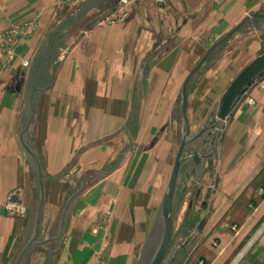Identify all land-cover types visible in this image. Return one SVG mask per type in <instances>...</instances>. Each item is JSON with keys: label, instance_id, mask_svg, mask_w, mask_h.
Wrapping results in <instances>:
<instances>
[{"label": "crops", "instance_id": "obj_1", "mask_svg": "<svg viewBox=\"0 0 264 264\" xmlns=\"http://www.w3.org/2000/svg\"><path fill=\"white\" fill-rule=\"evenodd\" d=\"M56 1L0 0V31L22 18L40 15L41 34L59 10L54 9ZM172 1L179 9L192 11L190 18L197 28L190 32L191 41H179L151 64L142 58L155 43L151 35L161 30L147 11L132 12L124 25L100 27L87 45L79 43L59 60L48 56L46 36L42 42L36 35L10 52L0 47V264H7L17 242L24 246L32 235L30 214L11 218L4 209L7 194L18 187L32 202L35 187L28 164L32 154L48 163L47 177L61 174L76 158L81 167L93 163L67 173L66 180L46 177L40 230L48 211L63 209L65 220L60 235L43 240L40 231L35 246L51 240L61 243L63 264H142L143 246L150 227L159 223L172 170L168 172L160 149L161 157L157 155L155 161L165 164L152 170L141 159V165L134 167L127 164L128 158L123 162L125 137L126 141L131 137L129 117L137 109L143 115L141 125L153 131L145 138L156 136L158 147L170 146L166 128L179 108L185 127L182 77H187L191 63L181 59L190 49L194 68L201 34L217 31L223 20L214 11L194 14L198 0ZM70 11L63 20L69 19ZM205 18L207 25L201 24ZM254 48L245 41L232 45L217 66L192 78L187 103L191 135L200 132L212 110L218 109ZM23 61L28 62L25 68ZM141 77L145 84L135 94V82ZM166 86L172 93L164 92ZM208 144L200 136L188 146L191 152L201 148L206 155ZM31 146L37 147L36 153H30ZM210 159V165L205 160L197 166V175L189 181L184 173L190 166L183 165L176 195L184 200L173 223L175 247L171 253L169 249L165 264H264V75L232 108ZM103 161L118 163L102 172Z\"/></svg>", "mask_w": 264, "mask_h": 264}, {"label": "rangeland", "instance_id": "obj_2", "mask_svg": "<svg viewBox=\"0 0 264 264\" xmlns=\"http://www.w3.org/2000/svg\"><path fill=\"white\" fill-rule=\"evenodd\" d=\"M54 6V9L58 8L59 10L57 13L53 12V14L51 15V19H49L46 26H44L41 34L39 33L41 25L40 15L31 17L29 19L22 18L17 23L12 24L0 31V47L3 46L2 50L5 52H10L11 48L14 45L25 44L30 40H33L36 35L38 37V40L43 42V38L46 36L47 40L43 43L47 44L48 41V56L51 59L55 58L54 60H59L62 59V57H65L68 54V51L72 50L74 47H77L79 43L87 45L93 38L95 30L97 31V29H99L100 27L109 28L115 27L116 25H124V23L127 21V18L129 17V15H131L132 12L138 13L139 11H144L145 13V11H147V15H151L150 17L152 19L150 18V20H153L155 22V25L159 24L158 29L161 30V32H157L154 33V35H151V41L154 38L155 43L153 44V46H151L149 54H147L149 56L145 55L142 58L143 61L151 64L157 60H161V58L165 54L170 52L171 48H173V46L179 41H185L187 39L191 41L192 37L190 38V36L192 35L190 32L193 31V27L197 28V23L193 24V21L190 18L192 11L179 9L177 3H174L172 0H57L54 3ZM194 7V14L200 13L202 11L203 15H208L207 13H212V11H214L215 16L220 15L223 19L221 20V22H219L217 31L205 30V32L201 34V49L198 52V61L216 41L222 38L249 14H264V0H198L196 1ZM68 9L72 10L73 12L70 11L69 19L63 20L62 15L66 11H68ZM197 9L198 11H196ZM184 16L187 20V24L185 25L181 20ZM201 24H206V18ZM13 30H15V32H12ZM162 30L166 32H163ZM241 41L242 43L244 41L248 44L250 43V45H253V47L255 46V51L249 52L245 57L244 65L247 66L252 60L260 56L264 52V19L261 17H253L246 21L228 40L222 43L211 54L212 56L209 57L207 62L202 66L200 70H202V72L204 73L205 70H208L210 67L217 66L219 60L223 58L227 52L230 51L231 46L239 44V42ZM190 52L191 50L189 49L187 51V54L184 53V56L181 59L186 63H188L189 61L191 63L187 67V77L193 69V56L192 54L191 56H189ZM22 65L24 68L26 67L24 61ZM57 67V63L53 65V71L55 73L57 71ZM24 74L25 71L22 72L21 77H24ZM138 75L140 77L142 74ZM187 77H182V84ZM143 78L145 77H141V79L137 78V81L135 82V94L138 89L140 90L142 88L141 86L145 84L142 81ZM172 78L173 77H170V79ZM193 79L191 80V83H193ZM164 92L172 93L171 87L169 88L166 86V90H164ZM179 109H177L176 113L171 116L170 123H168L170 125L166 128L168 137L170 136V139H167V141L170 142V146L167 144L166 147H161V145L160 147H158V141L160 139L156 136L149 137V139L148 137L145 138L148 133H152L153 131L145 129V126H142L144 125L142 124L143 115L137 109H135V111L133 112V116L130 115L129 117V121H132L130 122L132 124L128 130V134L131 137H127V141L125 137L124 146L126 145L125 149L127 150L123 152V162H127L128 158L129 160L127 164H132L134 167L136 164L141 165L142 162V164L148 165L150 170H152L156 165L163 166V164H165V162L160 163L155 161V159H157V155L161 157V154L159 155L157 152V150L160 149V153H164V157L166 156V168L170 173L180 145V138L182 139L185 131L184 124H180L181 113L179 112ZM174 125L176 127V130L174 129ZM175 134L176 136H178L175 137ZM36 148V146L29 147V149L35 153ZM190 148L191 147L189 146L186 148L185 155L193 152L190 151ZM196 151L205 154V152L201 148H196ZM141 155L142 158L140 157ZM28 159V164L33 174V183L35 187L34 198L32 202L31 200H26L25 196L23 195V189L18 187L11 190L7 194L4 209L7 216L11 218L24 219L27 218L28 214H30L31 224L29 226V234L31 235L33 232L39 200V173L34 157L30 155L28 156ZM76 159H73V161L69 162L68 165L64 168L65 170L60 172L61 174H58L56 177H47L48 163L38 161L44 183L46 177L48 181H50L51 179L58 181H62L64 179L66 180L65 176L67 175V173L71 174L73 172H78L79 169L81 170L85 167L93 165V163L86 162L84 164V167L82 165V168L81 165L79 166ZM131 159L133 160V162L131 161ZM117 163L118 162L110 163L108 161H103L101 163V167L103 170L102 172H108L110 169L114 168ZM161 168L162 167H160V169ZM74 180L75 182H77L76 178H74ZM90 181H93V179H90ZM150 181H153V179L151 178ZM77 188L78 186H76L74 189L76 190ZM60 192L61 191L59 190V193ZM13 194L17 196V200L15 208L10 209L7 208V204L9 202L8 197ZM183 200L184 199L182 195L180 196V194H177L175 196L174 214H176L174 215V218L175 216L176 218L180 217L179 203H182ZM28 204L31 205V209H29ZM176 207L177 210H175ZM62 210L48 211V214L45 218L46 220L44 221V225L42 226L43 229L41 228L40 230L43 240L46 239V237H52V235L56 237L62 232L63 226L61 222L63 223L65 220L64 218H61ZM188 216L191 217L192 213H190ZM158 217L159 223L155 226L150 227L149 236L144 243L145 245L143 246L142 264H148L160 243L163 233V221L161 212H159ZM41 220L43 221V218ZM17 243L18 245L16 244V247L11 253L10 258H8L7 264H14L16 258L23 248L22 242ZM174 247L175 240L173 236L170 253L174 249ZM61 253V243L55 242L54 240L43 242L40 244V246H35L32 249V252L27 255L23 264H63L65 261L62 258Z\"/></svg>", "mask_w": 264, "mask_h": 264}, {"label": "water", "instance_id": "obj_3", "mask_svg": "<svg viewBox=\"0 0 264 264\" xmlns=\"http://www.w3.org/2000/svg\"><path fill=\"white\" fill-rule=\"evenodd\" d=\"M253 17H261L264 19V14L252 13L237 24L233 29L226 33L222 38L216 41L201 57L190 74L182 85V114L185 121V131L181 139L174 164L172 167L171 175L162 199L161 204V217L163 221V233L160 243L155 250L152 258L148 264H164L167 260L169 249L173 241V223H174V203L177 189L179 186L180 178L183 175L182 169L185 163L189 164V169L184 173L185 181L191 180L192 177L197 175V166L202 164L205 160L208 165L211 164V156L216 145V138L224 127L225 120L230 114L234 105L238 102L241 95L251 87L258 76L264 75V54L252 60L235 78L225 95L220 101L218 109H213L209 118L204 124L203 129L196 135H191L190 124L187 117V103H188V85L192 78L199 72L202 66L207 62L211 54L226 40H228L246 21ZM203 136V142H209L207 147L208 154L204 155L199 151H194L185 155L186 148L189 143L195 141L198 137ZM32 153V151H30ZM38 168L39 173V200L37 205L36 217L33 227L31 238L25 243L20 254L16 258L14 264H23L28 253L35 245L39 244L38 237L40 232L41 219L44 206V179L41 173L39 162L34 154H32ZM206 211L202 213L204 216Z\"/></svg>", "mask_w": 264, "mask_h": 264}, {"label": "built area", "instance_id": "obj_4", "mask_svg": "<svg viewBox=\"0 0 264 264\" xmlns=\"http://www.w3.org/2000/svg\"><path fill=\"white\" fill-rule=\"evenodd\" d=\"M12 32H15V30H13ZM24 64H25V66H28V62L27 61H25ZM249 102L252 103V100H249ZM16 200H17V196L16 195H14V194L10 195L8 197V201L9 202L7 204V208H10V209L15 208Z\"/></svg>", "mask_w": 264, "mask_h": 264}]
</instances>
